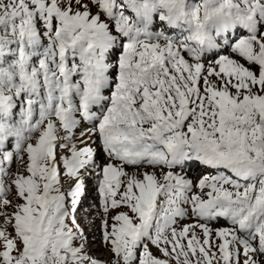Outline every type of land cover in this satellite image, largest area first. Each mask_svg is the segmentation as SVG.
<instances>
[{
    "label": "snow or ice",
    "instance_id": "1",
    "mask_svg": "<svg viewBox=\"0 0 264 264\" xmlns=\"http://www.w3.org/2000/svg\"><path fill=\"white\" fill-rule=\"evenodd\" d=\"M93 210L107 264H264V0H0V264H102Z\"/></svg>",
    "mask_w": 264,
    "mask_h": 264
},
{
    "label": "bare ground",
    "instance_id": "2",
    "mask_svg": "<svg viewBox=\"0 0 264 264\" xmlns=\"http://www.w3.org/2000/svg\"><path fill=\"white\" fill-rule=\"evenodd\" d=\"M100 154H101V152H100ZM140 172H143V170ZM92 177H93L92 182L94 183V186H92V189H93L92 195L89 196L88 195V189H87L86 185H87V181L90 180ZM84 179H85L86 191H85L84 197H83L81 204H80V211L77 213L78 218L84 215L85 209L90 208L94 204L98 205V202H99L98 192H97V178H96V176L94 174H86ZM89 221L93 222V226H91V227L87 226ZM82 222H83L82 223L83 227H86V231H87V235H88L87 251H89L90 253H94V252L98 251V253H95V254H97V256H94V257H96L99 261H101L102 264H107V262L111 259V255L109 256L108 261L105 263L103 259H105L107 257V248L105 247V245L101 241L100 217H99V215H97L96 211L93 210L92 215L90 216V219L88 220V222H86V223H84V221H82ZM103 253H104V255H103Z\"/></svg>",
    "mask_w": 264,
    "mask_h": 264
},
{
    "label": "rangeland",
    "instance_id": "3",
    "mask_svg": "<svg viewBox=\"0 0 264 264\" xmlns=\"http://www.w3.org/2000/svg\"><path fill=\"white\" fill-rule=\"evenodd\" d=\"M93 140H95V137H93ZM98 154H99V155H98L97 159H98V161L102 164V163L104 162V160L102 159L100 152H99ZM127 170H128L130 173H133V172L135 173V172H137V169L134 168V167H129ZM142 170H143V169H140L139 171H142ZM11 171H12L13 173H15V172L17 171V166H16L15 164L12 166ZM143 171H144V170H143ZM148 171H153V170H152V169H148ZM155 171L157 172V175H159V170H155ZM182 174L185 175L186 178H188V179L193 178V175H192V173H191L190 171L182 172ZM92 176H93V175H92ZM92 179H93V177H92L90 180L87 181V185H86V186H87V189H88V195H89V196L92 195V192H93L92 186H94V183L92 182ZM98 200H99V198H98ZM122 210H126V209H122ZM9 211H11V210H9ZM89 219H90V217H89ZM89 219H88V220H89ZM88 220H87V221H84V223L88 222ZM82 223H83V222H82ZM191 223H195V222H194V221H191V222H188V223H184V224H181V225L177 226L176 228L179 229L180 227H182V226H184V225H187V224H191ZM82 226H83V225H82ZM213 227H221V226H213ZM197 231L199 232V230H197ZM150 247H151V246H150ZM151 251H152L153 254L156 255V256H159V255H160V253H159L154 247H151ZM88 252H89V251H88ZM89 253H90V252H89ZM95 253H98V251H96V252H94V253H90V254L94 257V256H97V254H95ZM103 255H104V253H103ZM109 256H110V253H109V251H108V249H107V257H106L105 259H103L105 263L108 261ZM95 258H96V257H95ZM173 264H174V262H173Z\"/></svg>",
    "mask_w": 264,
    "mask_h": 264
}]
</instances>
